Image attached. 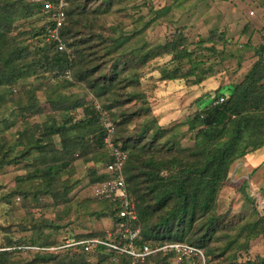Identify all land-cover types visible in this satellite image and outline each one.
I'll return each mask as SVG.
<instances>
[{
  "label": "trees",
  "instance_id": "16d2710c",
  "mask_svg": "<svg viewBox=\"0 0 264 264\" xmlns=\"http://www.w3.org/2000/svg\"><path fill=\"white\" fill-rule=\"evenodd\" d=\"M48 1L53 3L52 9H46ZM58 1L0 0V105L14 95L20 80L37 77L48 81L40 88H29L24 98L11 100L10 107L20 115L15 123L20 130L10 140L6 131L14 123L0 119V170L33 158L36 150L53 151L54 157L68 154L75 158L76 153L85 157L95 149L100 151L107 166L111 155L104 144V124L111 120L116 125L114 142L128 153L124 176L138 213L133 227L140 228V242L149 246L187 243L206 248L207 256L222 258L218 264H233L236 258L227 254V247L212 250L210 243L221 220L216 212L217 199L229 181L232 166L264 147V27L260 31L262 41L257 45L253 38L258 30L251 23L236 41L228 30L214 29L208 38L194 42L187 35L188 24L181 23L185 17L188 20L195 17L199 8L209 9L210 0H169L157 9L154 0H127L134 9L129 23L121 18L128 13L118 6L117 0H68L59 35L71 51L69 54L59 49V42L49 40V30L56 26ZM92 1L95 3L90 7ZM259 1L264 8V0ZM146 8L152 12L149 19L142 14ZM156 25L167 30L168 39L163 44L148 39ZM84 33L88 34L86 39ZM248 51H254L257 60L240 82L231 83L227 95L204 96L198 111L183 123L169 128L160 125L152 114V97L147 88L157 90L160 84L177 80L201 84L207 76L202 66L207 62L214 64L218 60L223 65L235 59L241 68ZM151 65H155L153 70L159 77L148 84L146 71ZM75 87L90 91V98L71 92ZM37 89H43L44 106L36 96ZM223 96L225 101L215 104ZM125 104H133L135 108L117 114L115 110ZM31 113H45L49 122L30 125ZM117 116L121 120L119 124L115 120ZM134 117L140 121L133 131ZM124 126L126 136L122 133ZM186 126L187 133L193 134L194 145L190 148H182L180 142L187 134L180 130ZM45 138L48 141L42 143ZM85 158L96 165L101 161ZM59 166L49 163L43 169L37 168V174L47 177L46 185L51 186ZM106 166L93 183L109 178ZM22 189L17 187L15 191ZM43 189L50 192L47 186ZM38 199L37 196L35 200ZM96 200L108 206L114 225L123 222L119 203ZM256 210L259 219L252 235L260 236L264 235V215L257 206ZM91 239L94 238L75 242ZM50 245L33 239L15 245L13 250L2 247L0 264H27L26 260L14 261L13 254L28 253L26 246L48 248ZM74 246L80 251L70 254L66 250L57 264H89L90 257H103L102 261L108 264H132L130 256L110 253L103 245H96L91 251H86L82 243ZM161 255L173 261L174 253L160 251L145 264L160 260ZM57 258L56 254L39 252L32 264H51ZM191 260L185 258L180 264H191Z\"/></svg>",
  "mask_w": 264,
  "mask_h": 264
},
{
  "label": "rangeland",
  "instance_id": "374dc122",
  "mask_svg": "<svg viewBox=\"0 0 264 264\" xmlns=\"http://www.w3.org/2000/svg\"><path fill=\"white\" fill-rule=\"evenodd\" d=\"M117 2L119 4L118 6L128 13V16H121V18L126 23H129L134 13L131 1L123 0V3H120L117 0ZM168 2L169 0H154L153 4L157 9ZM221 2L223 1L219 0V3ZM91 3H89L90 7L95 2L92 1ZM203 10V8L200 9V14L197 13L191 20L185 17L183 23H181V25L188 24L189 30L187 31V35H190L188 37L191 40L197 37V32H200V28H203L201 22L207 19L206 16H203ZM239 10L242 14L246 15L248 6L240 7ZM142 14L147 19L152 16L149 8L144 9ZM256 17H258V14ZM213 20L218 24L222 23L221 26H224V20L226 19L220 15ZM206 28L209 29L208 26ZM206 31L204 30V33ZM239 33V30L231 32L230 37H233V41H236ZM85 35L84 39L87 38L88 34ZM148 39L154 44L165 43L168 39L165 26L156 25L150 31V34H148ZM33 42H36V40H33ZM221 66L223 67L222 75L224 76H221L222 79L220 78L222 84L228 83L229 81L238 83L242 80L243 75L239 74V72L237 73V69H239L237 64L225 63ZM221 66L218 68L217 65L207 62V64L202 66V71L207 76L210 75L208 79L217 78L218 75H212V73L220 72ZM154 67L155 65H151L146 71L145 82L148 84H153L155 82L154 78L157 79L159 77V73L153 70ZM46 82H48L46 79H38L37 77L20 80L18 85L15 86L16 90L13 92L14 95L11 94L7 102H3L0 105V119L6 118L8 122L14 123L6 131L8 140L11 139L12 134L20 130L19 125L15 124L20 118V115H18L17 110L10 107L11 100L17 99L18 96L24 98L29 93L27 91L29 88H40V85H45ZM147 89L152 97L150 98L152 114L157 118L160 125L165 128L175 126L177 123H183L186 117L198 111L200 107L198 102L204 96L210 95V97H213L218 94L217 91L211 92L207 90V86L204 88L192 86V84H187L185 81L164 82L160 84L157 90L154 89L151 91L150 88ZM223 91L220 90V92ZM71 92L78 93L81 97H86L87 99L90 98L91 93L79 87L71 89ZM36 93L40 104L43 106L46 105L43 89H37ZM128 108L133 109L135 107L133 104H125L115 111L119 114V111H125ZM77 113L79 117L82 116L81 109ZM58 118L60 120V117ZM28 119L30 125H44L49 122L48 116L45 113L42 115L31 113ZM115 120L118 124L121 122L118 116ZM137 121L140 120L134 117L131 130H135ZM126 131L127 127L124 126L122 131L124 136L127 135ZM180 131L182 134H185L188 131V127H182ZM47 141V138H45L42 140V143H46ZM56 141H59L58 137H56ZM180 142L182 148L193 147V134L187 133L182 136ZM21 149L22 147L19 148V150ZM100 154L99 150L92 149L91 153L86 155L87 157L101 160L96 165L95 161H87L86 156L84 157L79 153H76L75 158H70L68 154H59L57 157H54L53 151L44 152L43 150H36L33 153V158L0 170V248L6 247L8 250H13L12 247L15 245H20V243L25 242L29 243L33 239L40 242L46 241L52 245L48 247V250L42 251L41 253L45 254L50 252L56 254L58 258L51 264H57L60 255L65 253L66 250H69L70 254L80 251L74 245L66 247L68 243H74L76 239L116 237L119 226L114 225L115 219L109 213L108 206L92 198L91 195L93 182L97 175L104 173L106 166L104 164V157L100 156ZM65 159H68L67 163L62 164ZM49 163L60 165L55 170L51 186L46 185L47 177H40L37 174V168L43 169ZM229 177V181L217 199L216 212L221 217V220H219L217 232L212 237L210 248L215 250L227 247V254L230 257L236 258V264H264V235H252V229L259 219L254 195L256 193L259 196H264V149L254 153L250 158L246 157L242 161L236 162L231 168ZM46 186L50 190L49 193L43 189ZM17 187L23 188L22 191H15ZM15 193L16 195H14ZM19 196H21L20 201H16V198ZM37 196L41 201L40 199L37 200L38 202L35 200ZM11 241L14 243L10 244ZM196 247L202 251L205 258H191V264H218L222 260V258H216L213 255L207 256L206 248ZM39 252L40 250H34L28 253L23 252L22 254L14 253L12 259L14 261L26 260L28 262L27 264H32L34 263L35 254ZM161 256L163 258L150 264H180L175 263L165 255ZM102 258L92 259L90 257L91 261L89 264H108L102 261Z\"/></svg>",
  "mask_w": 264,
  "mask_h": 264
},
{
  "label": "built area",
  "instance_id": "2783aa9c",
  "mask_svg": "<svg viewBox=\"0 0 264 264\" xmlns=\"http://www.w3.org/2000/svg\"><path fill=\"white\" fill-rule=\"evenodd\" d=\"M68 6V0H59L57 3L58 12L55 14L56 26L49 30V40L59 42V49L66 50L69 54L67 45L62 41L59 30L63 26L66 15L65 9ZM53 3L47 2L46 9H52ZM251 14H254L251 12ZM225 101V97H220L215 104ZM100 109V106L97 105ZM105 138L104 144L111 155V161L107 164L105 173L109 178L95 182L91 186L92 198L98 200H110L120 204V217L123 222L119 225L117 238L112 240L91 239L83 242L68 243L67 246L78 245L80 243L85 245L86 251H91L96 245H103L110 253L125 254L131 257L132 264H145L148 258L160 251L165 253H174L173 261L181 263L185 258H205L202 251L196 246L187 243H165L162 246H149L142 244L140 228L133 227V224L138 219V213L135 203L131 200L126 179L124 176V167L128 160V153L126 150L117 146L114 142V135L116 133V125L113 121L107 120L104 124ZM256 206L259 212L264 215V196L255 193ZM1 250V249H0ZM28 252L34 250L46 251L48 248L26 247Z\"/></svg>",
  "mask_w": 264,
  "mask_h": 264
},
{
  "label": "crops",
  "instance_id": "0c3cea01",
  "mask_svg": "<svg viewBox=\"0 0 264 264\" xmlns=\"http://www.w3.org/2000/svg\"><path fill=\"white\" fill-rule=\"evenodd\" d=\"M222 1L223 2L219 3V0H210L209 9L204 8V10L202 12V13H204V16H206V18H207V19L205 18L206 19L205 21L201 22V24H203V28H200V30H199L200 32H197V35H196L197 37H195L193 40L190 39V41L197 42L201 38H208L210 35V32L214 29H220V31L228 30L229 32L239 30L241 32L247 24L251 23L258 30V32L255 33V36L253 38V43H254V45L259 44L262 41L260 31L264 27V17H263L264 16V8L261 6V2L259 0H230V2H228V0H222ZM245 5L248 6V12L246 15L242 14L241 11L239 10L240 7L243 8V6H245ZM219 8H222V9L219 10ZM199 10H200V8H199ZM251 12H253L254 14H251ZM197 13L200 14L199 11ZM217 14H219V16L221 15L222 17H224L226 19V20H224L225 21V23L223 24L224 26H221L222 23L218 24L214 20L212 21V19L219 17V16H217ZM257 14H258V17H256ZM200 21H201V19H200ZM261 21H262V23H261ZM258 22H260V23H258ZM207 26L209 27V29L206 28ZM197 29H199V28H197ZM188 30L189 29H187V31ZM204 30L205 31L207 30V31L204 33ZM189 37H190V35H189ZM242 41H244V39H242ZM214 59H216V57H212V60H214ZM256 60H257V57L254 55V51H248L246 53L245 60L242 64V67L237 69V73L239 72V74L243 75L241 79H243V77L249 72L253 63ZM217 61L218 60L214 61L213 63L215 65H217L218 68H220L219 66H221V64H218ZM228 63L235 65L237 63V61L235 59H233V60L228 61ZM222 71H223V67L221 68L220 72H215V73L211 72L212 75L217 74L218 75L217 78L214 77V78L208 79L210 77V75H209V76H206V78L204 79V81L201 84H193L192 86H197V87L200 86L201 88H204L207 86V88H208L207 90H209L211 92L217 91L218 94L225 93L227 95L228 89H229L231 83H233V82L229 81L228 83L222 84L221 83L222 82L221 76H223ZM177 81H184V80H177ZM220 90H224V91L220 92ZM204 91L207 92L206 89H204ZM201 104H203V101L201 102ZM263 149H264V147L262 149L258 150L257 152H260ZM257 152H255V153H257ZM253 154L254 153L250 154V157ZM250 157L247 156V158H250Z\"/></svg>",
  "mask_w": 264,
  "mask_h": 264
}]
</instances>
